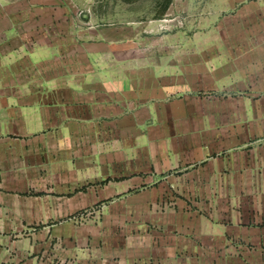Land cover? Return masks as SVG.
Listing matches in <instances>:
<instances>
[{
    "label": "crops",
    "instance_id": "crops-1",
    "mask_svg": "<svg viewBox=\"0 0 264 264\" xmlns=\"http://www.w3.org/2000/svg\"><path fill=\"white\" fill-rule=\"evenodd\" d=\"M30 4L0 0V264H264V45L234 55L232 124L200 130L149 170L121 163L95 170L68 142L47 138L93 127L100 115L121 118V101L82 96L87 80L23 77L24 63L35 61L24 43L42 36L52 51L47 41L65 34L59 13L44 4L31 14ZM96 98L108 112L96 114ZM179 178L218 183L206 193L214 197L206 200L208 222L190 224L185 206L182 223L133 231L84 217L146 182L159 190Z\"/></svg>",
    "mask_w": 264,
    "mask_h": 264
},
{
    "label": "rangeland",
    "instance_id": "rangeland-1",
    "mask_svg": "<svg viewBox=\"0 0 264 264\" xmlns=\"http://www.w3.org/2000/svg\"><path fill=\"white\" fill-rule=\"evenodd\" d=\"M166 1L31 0V14L44 4L59 13L65 34L47 41L54 43L52 51L44 50L42 36L24 43L25 55L35 61L24 63L23 77L87 80L79 85L86 88L79 90L82 96L101 92L107 104L121 101L125 116L100 115L93 127L83 124L77 132L47 138L68 142L72 156L94 160L95 170L98 163L149 170L167 161L175 144L234 122V55L237 48L264 45V0H169L164 9ZM101 99L95 100L96 114L108 112ZM217 108L228 112L216 116ZM167 183L157 190L146 182L84 217L129 224L133 231L134 224L182 223L179 211L186 207L190 224L208 222L206 200L214 197L206 193L213 194L218 183Z\"/></svg>",
    "mask_w": 264,
    "mask_h": 264
},
{
    "label": "trees",
    "instance_id": "trees-1",
    "mask_svg": "<svg viewBox=\"0 0 264 264\" xmlns=\"http://www.w3.org/2000/svg\"><path fill=\"white\" fill-rule=\"evenodd\" d=\"M168 3H169V0L166 1L164 9L167 7Z\"/></svg>",
    "mask_w": 264,
    "mask_h": 264
}]
</instances>
